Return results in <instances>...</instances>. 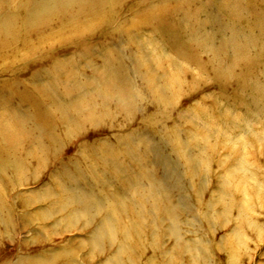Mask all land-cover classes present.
<instances>
[{
	"label": "rangeland",
	"instance_id": "obj_1",
	"mask_svg": "<svg viewBox=\"0 0 264 264\" xmlns=\"http://www.w3.org/2000/svg\"><path fill=\"white\" fill-rule=\"evenodd\" d=\"M36 4L0 0V264H264V0Z\"/></svg>",
	"mask_w": 264,
	"mask_h": 264
},
{
	"label": "bare ground",
	"instance_id": "obj_2",
	"mask_svg": "<svg viewBox=\"0 0 264 264\" xmlns=\"http://www.w3.org/2000/svg\"><path fill=\"white\" fill-rule=\"evenodd\" d=\"M35 2L37 3L36 4L37 6L34 9L26 7V10H25V16L26 17L22 21V23L26 25L27 29H30L31 31L33 30V32H36V33L38 32L40 35L41 34L40 32H42V27H43L42 23H45L46 20L47 21L48 20L57 21L58 24H56L54 26V29H51L49 32V33H51L50 35H54V36L56 35V33L59 29H61L62 27L66 26V25L72 24L73 26H81V23L83 22V20L91 18L92 16H94L95 14H98L100 12H103V10H104L103 7L105 6L104 4H101L102 0H35ZM9 18H11V17H9ZM0 31H3L2 35H4V34L5 35L6 34H9V35L15 34L14 31L12 30V27H10L9 24L7 25L4 21L1 22V20H0ZM6 41L8 42V40H6V39L3 40V38H0V43H2V44L7 43ZM112 62L117 67H118V65H120V63L117 62V60L112 61ZM122 75H123L122 71L120 69H117L116 73L114 75L117 82L120 80ZM118 89H120V87ZM87 95L89 96V94H87ZM101 95L102 94L100 92L97 95L91 96L90 105L93 104L95 106V108H93L90 111L91 112L90 114H93L96 116H101L103 114H106V115L109 114L108 116H111V114L109 112L104 113V110H102L101 108H98L103 103V101L100 102V100H99ZM119 98H121V97H119ZM101 99H102V97H101ZM93 142H94V140H93ZM8 211H9V209H8ZM82 211L83 210H81V212ZM98 230L100 232H103L102 228H98ZM110 244H112V243H110ZM116 260L117 259H110L109 262L114 263V261H116Z\"/></svg>",
	"mask_w": 264,
	"mask_h": 264
}]
</instances>
